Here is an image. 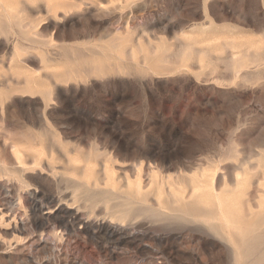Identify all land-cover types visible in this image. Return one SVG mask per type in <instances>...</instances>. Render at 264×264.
<instances>
[{"label":"rangeland","instance_id":"obj_1","mask_svg":"<svg viewBox=\"0 0 264 264\" xmlns=\"http://www.w3.org/2000/svg\"><path fill=\"white\" fill-rule=\"evenodd\" d=\"M0 100V264L47 257L4 237L42 212L35 190L144 234L115 256L70 239L90 264H264V0H0ZM97 178L121 193L87 194ZM139 181L167 215L118 220L116 196Z\"/></svg>","mask_w":264,"mask_h":264},{"label":"bare ground","instance_id":"obj_2","mask_svg":"<svg viewBox=\"0 0 264 264\" xmlns=\"http://www.w3.org/2000/svg\"><path fill=\"white\" fill-rule=\"evenodd\" d=\"M207 27V26H206ZM3 96V95H2ZM3 100V99H2ZM1 101V100H0ZM3 104V103H2ZM3 109V108H2ZM2 119V118H1ZM3 120V119H2ZM26 135V134H25ZM4 136V135H3ZM23 137V136H22ZM28 137V136H27ZM29 138V137H28ZM14 139V138H13ZM25 139V138H24ZM23 139V140H24ZM31 139V138H30ZM22 140V141H23ZM32 140V139H31ZM3 142V141H2ZM25 142V141H24ZM4 144V143H3ZM26 144V143H25ZM7 145V144H6ZM2 146V145H1ZM0 146V147H1ZM2 148V147H1ZM15 148V146H14ZM44 147H42L43 149ZM54 148V147H53ZM5 148H2L1 150H3ZM7 149V147H6ZM18 149V148H17ZM40 149V148H39ZM98 149V148H97ZM9 150V148H8ZM7 150V151H8ZM45 150V149H44ZM49 150V149H48ZM75 150V149H73ZM18 151V150H17ZM98 151V150H97ZM106 151V150H105ZM12 152V151H11ZM22 154L25 153L23 151H21ZM54 152V151H53ZM59 152V150H58ZM81 152V151H80ZM61 153V152H60ZM72 153V152H71ZM30 154H33V153H30ZM41 154V153H40ZM79 154V153H78ZM95 154V153H94ZM3 155V154H2ZM20 155V154H19ZM43 155V153L41 154ZM47 155V154H46ZM99 155H102V154H99ZM152 155V154H151ZM111 156H112V153H111ZM111 156L109 157V159L111 158ZM3 157V156H2ZM7 157V156H6ZM19 157V156H17ZM41 157V156H40ZM75 157V156H74ZM97 157V156H95ZM103 157V155H102ZM154 157V156H153ZM39 158V157H37ZM37 158H36V161H37ZM51 158V157H50ZM89 158V157H88ZM23 159V158H22ZM21 159V160H22ZM67 159V158H66ZM92 159V158H91ZM7 160V159H6ZM33 160V158H32ZM104 160V159H103ZM20 161V160H19ZM18 161V162H19ZM59 161V160H58ZM71 161V160H70ZM135 161V159H134ZM215 161V160H214ZM4 162V161H3ZM39 162V161H38ZM52 162V161H51ZM94 162V161H93ZM97 162V161H95ZM109 162V160H108ZM115 163V161H113ZM44 163V162H43ZM46 163V162H45ZM61 163V162H60ZM99 163V162H98ZM101 163V162H100ZM105 163V162H103ZM8 164V163H7ZM69 164V163H68ZM89 164V163H88ZM113 164V163H112ZM117 164V162H116ZM125 164V163H124ZM128 164V163H126ZM213 164V162H212ZM41 165V164H40ZM38 165V166H40ZM74 165V164H73ZM98 165V164H97ZM120 165V164H119ZM217 165V164H216ZM4 166V165H3ZM20 166V165H19ZM86 166V165H85ZM84 166V167H85ZM114 166V165H113ZM6 167V166H5ZM10 167V165H9ZM13 167V166H12ZM18 167V166H17ZM27 167V166H26ZM30 167V166H29ZM34 166H32L31 168H33ZM51 167V165H50ZM122 167H126V166H122ZM149 167V166H148ZM1 168V167H0ZM4 168V167H3ZM24 168V167H23ZM41 168V167H40ZM87 168V167H86ZM119 168V166H118ZM141 168H142V171H143V167L140 163V165H138V172L140 173L141 171ZM150 168V167H149ZM148 168V169H149ZM204 168V167H203ZM210 168H213V167H210ZM247 168V167H246ZM249 168V167H248ZM10 168H8L9 170ZM13 169V168H12ZM25 169V168H24ZM38 169V168H37ZM83 169V168H82ZM102 169V168H101ZM110 169V168H108ZM112 169V168H111ZM126 169V168H124ZM152 169V167H151ZM181 169V168H180ZM214 169V168H213ZM7 170V171H8ZM11 170V169H10ZM18 170V169H17ZM16 170V171H17ZM22 170V169H21ZM84 170V169H83ZM131 170V168L129 169ZM136 170V169H135ZM153 170V169H152ZM202 170H205V169H202ZM6 171V170H5ZM4 171V172H5ZM12 171V170H11ZM15 171V170H13ZM39 171V170H38ZM89 171V169H88ZM111 171V170H109ZM208 171V170H207ZM212 171V170H210ZM30 172V171H28ZM46 172V171H44ZM48 172V171H47ZM56 172V171H55ZM105 172V171H104ZM159 172V170H158ZM203 172V171H202ZM215 172V171H214ZM228 172V171H227ZM6 173V172H5ZM8 173V172H7ZM6 173V174H7ZM10 173V172H9ZM8 173V174H9ZM17 173H21L22 172H18ZM33 173V172H32ZM42 173V172H41ZM60 173V172H59ZM100 173V172H99ZM135 173V172H134ZM185 173V172H184ZM238 173V172H237ZM11 174H13L11 172ZM56 174V173H55ZM91 174V172H90ZM89 174V175H90ZM127 174V173H126ZM125 174V175H126ZM129 174V173H128ZM142 174V173H140ZM158 174V173H157ZM157 174H154L153 172V177H154V180L156 179L157 177ZM187 174V172H186ZM185 174V175H186ZM201 174V173H200ZM218 174V173H217ZM229 174V173H228ZM241 174V173H240ZM2 175V173H1ZM5 175V174H4ZM14 175V174H13ZM17 177L19 174H16ZM48 175H50L48 173ZM57 175V174H56ZM82 175H83V172H82ZM103 175V174H102ZM105 175V174H104ZM133 175V174H132ZM204 175V174H203ZM215 175V174H214ZM219 175V174H218ZM217 175V176H218ZM262 175V174H261ZM260 175V176H261ZM20 176V175H19ZM23 176V175H22ZM66 176V175H65ZM88 176V174H87ZM114 175H112L113 177ZM131 176V175H130ZM134 176V175H133ZM137 176V175H136ZM169 176V175H168ZM188 176V175H187ZM206 177V175H204ZM238 176V175H237ZM242 176V174L240 175ZM16 177V179H17ZM41 177V176H40ZM57 177V176H56ZM115 177H116V174H115ZM132 177V176H131ZM130 177V178H131ZM140 177V176H139ZM164 177V176H163ZM196 177V176H195ZM193 177L192 179L194 180ZM198 177V176H197ZM5 178V177H4ZM2 178V179H4ZM65 178V177H64ZM63 177H59L58 178V181L62 182L63 180H65ZM124 178V177H123ZM144 178V177H142ZM151 178V177H150ZM161 178V177H160ZM168 178V177H167ZM167 178L165 180H167ZM171 178V177H169ZM215 178V177H214ZM217 178V177H216ZM215 178V179H216ZM236 178V177H235ZM68 179V178H67ZM66 179V180H67ZM78 179V177H77ZM91 179V178H90ZM113 179V178H112ZM206 180H211V179H207L205 178ZM238 179V178H236ZM258 179V177H257ZM260 179V178H259ZM263 179V178H262ZM7 180V179H6ZM18 180V179H17ZM44 180H47V179H44ZM88 180V179H86ZM93 180V179H92ZM91 180V181H92ZM126 180V179H125ZM143 180V179H142ZM169 180V179H168ZM167 180V181H168ZM204 180V179H202ZM231 180V179H230ZM12 181H13V178H12ZM16 181V180H15ZM14 181V183H15ZM19 181V180H18ZM25 181V180H24ZM51 181V180H50ZM55 181V180H54ZM70 181V179H69ZM84 181V180H83ZM213 181V180H212ZM224 180H222L223 182ZM258 181V180H257ZM256 181V182H257ZM29 182V181H28ZM81 182V181H79ZM134 182V180H133ZM132 182V183H133ZM163 182V181H162ZM230 182V181H229ZM235 182V180H234ZM20 183V182H19ZM27 183V182H26ZM66 183V182H64ZM70 184H68L69 186L71 185V181L69 182ZM115 183H121L120 180L119 182H115ZM167 183V182H166ZM171 184V181L169 182ZM199 184V181L197 182ZM251 183V182H250ZM7 184V183H6ZM9 184V183H8ZM28 184V183H27ZM44 184V182H43ZM48 184V183H47ZM99 184H101V181L97 178L94 180V188H91L92 184L88 181L86 182H81V185L83 186V188L85 189V191H87V194H88V191L89 190H92L93 194H97L98 192L99 193H109L110 195H116L117 193H121V192H115L113 190H102L101 188H95L96 186H98ZM104 184V183H103ZM131 184V183H130ZM135 184V182H134ZM149 184V183H148ZM215 184V183H214ZM220 184V183H219ZM227 184V183H226ZM11 185V184H10ZM29 185H31L29 183ZM52 185V184H51ZM60 185V184H59ZM150 185L152 186L153 184L150 183ZM158 185V184H157ZM163 185V184H162ZM200 185V184H199ZM222 185V184H221ZM228 185V184H227ZM23 186V185H22ZM64 186V185H63ZM75 186V185H74ZM77 186V185H76ZM81 186V187H82ZM103 185L99 186V187H102ZM114 186V185H113ZM135 186V185H134ZM168 186V184H167ZM171 186V185H169ZM174 186V185H173ZM216 186V185H215ZM223 186V185H222ZM229 186V185H228ZM227 186V187H228ZM2 187V186H1ZM25 187V186H24ZM31 187V186H30ZM33 187V185H32ZM60 187V186H59ZM66 187V186H65ZM72 187V186H71ZM106 187H109V186H106ZM117 187V186H116ZM115 187V189H116ZM147 187H150V186H146V189ZM157 187V186H156ZM176 187V186H175ZM197 187V186H196ZM225 187V185H224ZM223 187V188H224ZM225 187V190L226 188ZM10 188V187H9ZM13 188V187H12ZM23 188V187H22ZM50 188V187H49ZM48 188V189H49ZM55 188V187H54ZM62 188V187H61ZM75 188V187H73ZM151 188V187H150ZM149 188V189H150ZM164 188V186L162 187ZM174 188V187H173ZM204 188V187H203ZM202 188V190H203ZM213 188V186H212ZM259 188V187H258ZM262 188V187H261ZM17 189V188H16ZM24 189V188H23ZM27 189V188H26ZM76 189V188H75ZM122 189V188H121ZM144 190V187L141 185L140 181L139 183L137 184V187L134 189V187L132 188L129 183H128V187H127V190L124 191V195L123 193L120 195L118 194V196H116L117 198L121 197V204L120 205H123V208L122 209H119L117 210L116 212H118V215L116 216L118 220H126V219H131L133 217H135V215L137 216L138 214L140 213H145V212H149L150 214H152V216L156 215V216H162V215H167V212L165 210L162 209V199L160 197V195H157V201L158 202V205L159 207H155L151 202H150V199H149V194L151 193L150 190ZM178 189V188H177ZM185 189V188H184ZM236 189V188H235ZM12 190V189H11ZM82 190V189H81ZM80 190V191H81ZM169 190V189H168ZM5 191V190H3ZM13 191V190H12ZM47 191V190H46ZM65 191V189L63 190ZM71 193L72 190L70 189ZM76 191V190H75ZM79 192V189L77 190ZM164 191V190H163ZM178 191V190H177ZM186 191V190H185ZM188 191V190H187ZM187 191H186V194H187ZM224 191V190H223ZM15 192V191H14ZM59 192V191H58ZM57 192V193H58ZM170 192V190H169ZM180 192V191H179ZM216 192V191H215ZM213 192L212 193V198L209 200L211 201L212 203H221L223 202L221 200L220 202V199L222 197L219 196V193H215ZM218 192V191H217ZM222 192V191H221ZM230 192V190H229ZM263 192V191H261ZM56 193V194H57ZM76 193V192H75ZM83 193V191H82ZM172 193V192H171ZM183 194V192H180ZM8 194V193H7ZM23 194V193H22ZM33 194V193H32ZM35 194V197L39 198L38 200H35L34 201V207L35 209H41L42 212H40V214L38 216H36L35 218H33L34 220L31 221V222H28V221H25V220H22L20 221V224L19 225H16V223L14 222V226H12V228H10L11 230L10 231H7L4 230V237L5 236H10V239H9V245H14V249H16L24 259H30L32 255H30L31 253H40V252H44L47 254V257L44 259L43 257V261H42V264H90L86 259H84L82 257V254H81V257L80 256H76V255H73L70 251V247L71 246V243H73V241L71 240L70 242V239H73L74 242L76 244H78V241H76V237L80 236L81 233H83V235L85 234L87 237L89 238H92V239H95L96 240V243H97V246L98 248L103 252V256H115V246H120V245H128V246H137V244L143 240L144 238V234H140L138 232L135 231L134 228H130L128 226H126L125 224H122V223H119V222H113V221H107L105 220L104 218L103 219H95L93 222L91 221V223L84 219L83 217H85L83 215V217H81V215L79 214V212L77 210H72L70 207L68 206H64L62 205L61 203H59L56 199V197L53 195V194H47V193H43V192H38L37 190H35L34 192ZM55 194V195H56ZM60 194V193H59ZM64 194V192H63ZM66 194V193H65ZM86 193H84L85 195ZM193 194V192H192ZM223 194V193H222ZM5 195V194H4ZM13 195V193H12ZM27 195V194H26ZM58 195V194H57ZM71 195V194H70ZM73 195V194H72ZM77 195V194H76ZM83 196V194H81ZM92 195V194H91ZM98 195V194H97ZM165 195V194H163ZM3 196V195H2ZM8 196V195H7ZM6 196V197H7ZM19 196V195H18ZM34 196V195H33ZM59 196V195H58ZM65 196V195H64ZM75 196V195H73ZM162 196V195H161ZM185 196V195H184ZM193 196V195H192ZM226 196V194H225ZM4 197V196H3ZM62 197V196H61ZM76 197V196H75ZM78 199H79V196H77ZM81 197V196H80ZM151 197V196H150ZM175 197V196H174ZM220 197V198H219ZM259 197H260V194H259ZM14 198H15V195H14ZM17 198V197H16ZM176 198V197H175ZM4 199V198H3ZM19 199V198H18ZM33 199V198H32ZM41 200L44 201V203H42ZM83 199V198H82ZM88 199V198H87ZM120 199V198H119ZM118 199V200H119ZM152 199V198H151ZM182 199V198H181ZM195 199V198H194ZM241 199V198H240ZM239 199V200H240ZM5 200V199H4ZM76 199L74 198V201ZM92 200V199H91ZM94 200V199H93ZM92 200V201H93ZM197 200V199H196ZM225 200V199H224ZM243 200V199H242ZM3 201V200H2ZM7 201V200H6ZM11 201V200H10ZM21 201V200H20ZM63 201V200H62ZM79 201V200H78ZM178 201V200H176ZM250 201V200H249ZM17 201H15L16 203ZM90 202V200H89ZM240 202V201H239ZM4 203V201H3ZM7 203V202H6ZM63 203V202H62ZM79 203V202H77ZM84 203V202H83ZM118 203V202H117ZM264 203V202H263ZM10 204V203H8ZM13 204V203H12ZM87 204V203H86ZM222 204V203H221ZM3 205V204H2ZM5 205V204H4ZM3 205V207H4ZM11 205V204H10ZM16 205V204H15ZM18 205V204H17ZM27 205V204H26ZM77 205V204H76ZM111 205V204H110ZM220 205V204H219ZM13 206V205H12ZM12 206H8L10 207V209L8 211L11 210L12 212V209L11 207ZM28 206V205H27ZM30 206V205H29ZM44 206V207H42ZM107 206V204H106ZM115 206V205H114ZM204 206V205H203ZM75 207V206H74ZM109 207V206H108ZM107 207V208H108ZM73 208V207H72ZM77 208V207H76ZM112 208V207H111ZM221 208V206H220ZM6 209V208H5ZM15 208H13L14 210ZM75 209V208H74ZM110 209V208H109ZM169 209V208H168ZM262 209V208H261ZM260 209V210H261ZM17 209H15L14 211H16ZM107 210V209H106ZM114 210V209H112ZM217 210V209H216ZM19 211V210H18ZM87 211V210H86ZM90 211V210H89ZM88 211V212H89ZM93 212V210H91ZM90 211V213H91ZM179 211H182V209L179 208ZM208 212H211V213H214L215 210H212V209H207ZM222 212V210H220ZM264 211V210H263ZM7 212V211H6ZM24 212V211H23ZM84 212V211H83ZM81 212V213H83ZM113 212V211H112ZM251 212V211H250ZM3 213V212H2ZM13 213V212H12ZM237 213V212H236ZM242 213V212H241ZM11 214V213H10ZM23 215V213H21ZM85 214V213H84ZM105 214V213H104ZM108 214H110L108 212ZM106 214V215H108ZM116 214V213H115ZM179 214V212H178ZM206 214V213H205ZM227 214V213H226ZM238 214V213H237ZM264 214V213H262ZM8 215H9V212H8ZM7 215V217H8ZM12 215V214H11ZM16 215V214H15ZM28 215V214H27ZM26 215V216H27ZM149 215V214H148ZM181 215H183L181 213ZM204 215V214H203ZM223 215V213H222ZM6 216V215H5ZM4 216V217H5ZM113 216V215H112ZM147 216V215H146ZM151 216V215H150ZM154 216L152 218H154ZM172 216V215H171ZM224 216V215H223ZM229 216V215H228ZM2 217V218H4ZM10 217V216H9ZM15 217V216H14ZM13 217V218H14ZM19 217V216H18ZM17 217V218H18ZM108 217V216H107ZM249 217V216H248ZM0 218V219H2ZM12 218V219H13ZM21 218V217H20ZM68 218V219H67ZM95 218V216H94ZM110 218V217H108ZM114 218V217H113ZM141 218V217H140ZM138 218V219H140ZM156 218V217H155ZM165 218V217H164ZM179 218V217H178ZM188 218V217H187ZM219 218V217H218ZM226 218V217H225ZM240 218V216L238 217ZM8 219V218H7ZM10 219V218H9ZM93 219V218H92ZM116 219V218H115ZM144 219V218H142ZM150 220V217L148 218ZM146 219V220H148ZM161 219V217H160ZM163 219V218H162ZM167 219V218H166ZM171 218H168L167 220H169ZM182 219V218H181ZM214 219V218H213ZM109 220V219H108ZM165 220V219H164ZM173 220H176L173 219ZM233 220V219H232ZM2 221V220H1ZM7 221V220H6ZM157 221H160L159 219ZM162 221V220H161ZM209 221V220H208ZM238 221V220H237ZM133 222V221H132ZM131 222V223H132ZM135 222V220H134ZM145 222V221H144ZM154 222V221H153ZM156 222V220H155ZM264 222V221H263ZM7 223V222H6ZM140 223V222H139ZM159 223V222H158ZM193 223V222H192ZM231 223V222H230ZM239 223V222H238ZM3 224V223H2ZM152 224V222H151ZM211 224V223H210ZM214 224V223H213ZM223 224V223H222ZM240 224V223H239ZM263 224V223H262ZM205 225V224H204ZM207 225V224H206ZM229 225V223H228ZM238 225V224H237ZM78 226V227H77ZM139 226V225H138ZM143 226V225H142ZM136 227V226H135ZM238 227L240 228L241 226L238 225ZM263 227V226H262ZM8 228V229H9ZM147 228V227H146ZM145 228V229H146ZM209 228V227H208ZM232 228V227H231ZM238 228V229H239ZM148 229V228H147ZM200 229V228H199ZM214 229V228H213ZM253 229V228H252ZM1 230V229H0ZM3 230V229H2ZM202 232L203 229H200ZM224 230V228H223ZM222 230V231H223ZM142 231V230H141ZM140 231V232H141ZM209 230H207V232L205 231V233H209L208 232ZM237 231V230H236ZM225 232V230H224ZM216 233V232H215ZM239 233V232H238ZM153 234V233H152ZM228 234H229V231H228ZM84 235V236H85ZM1 236V235H0ZM147 236V235H146ZM158 236V235H157ZM160 237V236H159ZM223 237V236H222ZM2 238V237H1ZM85 238V237H83ZM166 239V238H165ZM90 240V239H89ZM94 240V241H95ZM167 240V239H166ZM165 240V241H166ZM2 241V240H1ZM83 241V239H82ZM86 241V240H85ZM84 241V242H85ZM162 241V240H160ZM90 242V241H89ZM155 242V241H154ZM222 242V241H221ZM87 243V241L85 242ZM148 243V242H147ZM157 243V242H156ZM167 244V242H165ZM200 243V242H199ZM89 244V243H88ZM93 244V243H91ZM160 244V243H159ZM157 244V245H159ZM214 244V243H213ZM95 245V244H94ZM144 245V244H143ZM151 245V244H150ZM197 245V244H196ZM202 245V244H200ZM211 245V244H210ZM7 246V245H6ZM85 246V244H84ZM89 246V245H87ZM212 246V245H211ZM226 246V245H225ZM10 247V246H9ZM96 247V246H95ZM125 247V246H124ZM159 247V246H158ZM161 247V246H160ZM159 247V248H160ZM164 247V246H163ZM195 247V246H194ZM82 248V247H80ZM93 248V247H92ZM121 248V247H120ZM143 248V247H142ZM165 248V247H164ZM169 248V247H168ZM229 248V247H228ZM145 249V248H144ZM152 249V248H151ZM167 248H165L166 250ZM170 249V248H169ZM173 249V248H172ZM176 249V248H175ZM201 249V248H200ZM216 249V248H215ZM224 249V248H223ZM230 249V248H229ZM5 250V249H4ZM3 250V252H5ZM10 250V249H9ZM80 251V249H77ZM93 250V249H92ZM96 250V248H95ZM98 250V249H97ZM122 250H123V247H122ZM161 250V249H160ZM228 250V249H227ZM231 250V249H230ZM229 250V251H230ZM119 251V250H117ZM126 251L125 249L123 250V252ZM138 251V250H137ZM136 251V252H137ZM141 251V250H140ZM139 251V252H140ZM147 251V250H146ZM152 251V250H151ZM157 251V250H156ZM164 251V250H163ZM177 251V250H176ZM228 251V252H229ZM263 251V250H262ZM1 252V251H0ZM2 252V253H3ZM74 252V251H73ZM145 252V251H144ZM161 252V251H160ZM225 252V251H224ZM227 252V251H226ZM13 253V252H12ZM100 253V252H99ZM142 253V252H141ZM11 254V253H10ZM19 254V256H20ZM98 254V253H97ZM96 254V255H97ZM131 254V253H130ZM144 254V253H143ZM145 254L147 255V253L145 252ZM150 254V253H149ZM174 254V253H173ZM176 254V253H175ZM9 255V254H8ZM12 255V254H11ZM16 255V254H15ZM18 255V254H17ZM78 255V254H77ZM100 255V254H99ZM161 255V254H160ZM167 256V254H165ZM171 255V254H170ZM195 255V254H194ZM232 255V253H231ZM46 256V255H45ZM125 256V255H124ZM128 256V255H127ZM138 256V255H137ZM136 256V257H137ZM149 256V255H148ZM152 256V254H151ZM163 256V255H162ZM197 256V255H196ZM13 257V256H12ZM18 257V256H17ZM101 257V256H100ZM99 257V258H100ZM121 257V256H120ZM147 257V256H146ZM232 257V256H231ZM230 257V258H231ZM4 258V257H3ZM37 258V257H36ZM41 258V257H40ZM98 258V257H97ZM134 258V257H133ZM6 259V258H4ZM33 259V258H32ZM131 259V258H130ZM19 260V259H18ZM35 260V259H34ZM98 260V259H97ZM110 260V259H109ZM134 260V259H132ZM138 260V259H137ZM151 260V259H150ZM17 261V260H16ZM30 261V260H29ZM108 261V260H107ZM106 261V262H107ZM119 261V260H118ZM136 260H134L135 262ZM143 261V260H142ZM231 261V260H230ZM23 262V261H22ZM110 262V261H109ZM233 262V261H232ZM13 263V262H12ZM20 263V262H18ZM29 263V262H28ZM34 263V262H33ZM112 263V261H111ZM23 264V263H22ZM27 264V263H26ZM95 264V263H94ZM101 264V263H100Z\"/></svg>","mask_w":264,"mask_h":264}]
</instances>
